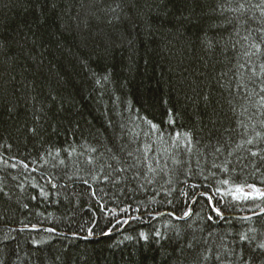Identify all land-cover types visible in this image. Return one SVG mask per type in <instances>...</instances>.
<instances>
[{"label": "trees", "instance_id": "obj_1", "mask_svg": "<svg viewBox=\"0 0 264 264\" xmlns=\"http://www.w3.org/2000/svg\"><path fill=\"white\" fill-rule=\"evenodd\" d=\"M262 89L264 0H0V264H264Z\"/></svg>", "mask_w": 264, "mask_h": 264}, {"label": "snow or ice", "instance_id": "obj_2", "mask_svg": "<svg viewBox=\"0 0 264 264\" xmlns=\"http://www.w3.org/2000/svg\"><path fill=\"white\" fill-rule=\"evenodd\" d=\"M262 91H264V89H262ZM152 127L155 129L156 125L153 124ZM250 142L251 141H249V143ZM223 183L227 184L228 181H223ZM248 187L252 188V192L251 193L244 192L243 188H241L239 186L236 187L235 193H232L231 189H229V193L233 194L234 199H237V200H239V199H249V198H253V199L264 198V191H261L260 189L255 188V186H253V185H248ZM214 211H215V209H214ZM185 215H188V213H185ZM217 215H220L219 211H217ZM241 239L243 240L244 237H241Z\"/></svg>", "mask_w": 264, "mask_h": 264}, {"label": "bare ground", "instance_id": "obj_3", "mask_svg": "<svg viewBox=\"0 0 264 264\" xmlns=\"http://www.w3.org/2000/svg\"><path fill=\"white\" fill-rule=\"evenodd\" d=\"M211 207H212V204H211ZM189 212H190V210H189ZM262 213H264V210H261V211H258V212H256V213H253V214H249V215H245V216H236V217H239V218H245V217H255L256 215H259V214H262ZM190 214V213H189ZM188 214V215H189ZM159 215H163V213H159L158 215H154V214H149V215H146V217H149V216H159ZM187 215V216H188Z\"/></svg>", "mask_w": 264, "mask_h": 264}, {"label": "rangeland", "instance_id": "obj_4", "mask_svg": "<svg viewBox=\"0 0 264 264\" xmlns=\"http://www.w3.org/2000/svg\"><path fill=\"white\" fill-rule=\"evenodd\" d=\"M236 189V188H235ZM235 189L233 190V192L232 193H235ZM261 191H264V188H259ZM244 192H246V193H251L252 192V188H247V187H245L244 189ZM232 197L234 198V196H233V194H232Z\"/></svg>", "mask_w": 264, "mask_h": 264}]
</instances>
